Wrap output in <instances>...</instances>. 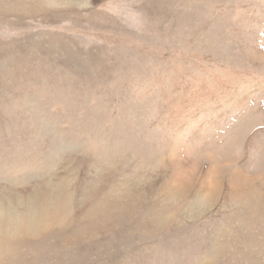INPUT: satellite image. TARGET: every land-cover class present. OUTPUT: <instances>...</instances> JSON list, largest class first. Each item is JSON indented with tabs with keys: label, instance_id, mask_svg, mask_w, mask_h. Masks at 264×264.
Masks as SVG:
<instances>
[{
	"label": "rangeland",
	"instance_id": "374dc122",
	"mask_svg": "<svg viewBox=\"0 0 264 264\" xmlns=\"http://www.w3.org/2000/svg\"><path fill=\"white\" fill-rule=\"evenodd\" d=\"M0 264H264V0H0Z\"/></svg>",
	"mask_w": 264,
	"mask_h": 264
}]
</instances>
